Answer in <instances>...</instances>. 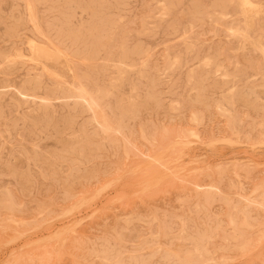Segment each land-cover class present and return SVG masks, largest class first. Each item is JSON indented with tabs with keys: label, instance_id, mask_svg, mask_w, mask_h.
Returning <instances> with one entry per match:
<instances>
[{
	"label": "rangeland",
	"instance_id": "obj_1",
	"mask_svg": "<svg viewBox=\"0 0 264 264\" xmlns=\"http://www.w3.org/2000/svg\"><path fill=\"white\" fill-rule=\"evenodd\" d=\"M244 1L0 0V264H264Z\"/></svg>",
	"mask_w": 264,
	"mask_h": 264
},
{
	"label": "bare ground",
	"instance_id": "obj_2",
	"mask_svg": "<svg viewBox=\"0 0 264 264\" xmlns=\"http://www.w3.org/2000/svg\"><path fill=\"white\" fill-rule=\"evenodd\" d=\"M244 1V0H243ZM245 2V4H246V1H244ZM249 3V2H248ZM30 40H28V42H29ZM34 41V40H33ZM36 43V42H35ZM33 44V43H32ZM38 44H36L35 46H37ZM39 45H41V44H39ZM34 45H31V48L30 49H32L33 50V52H40V54L41 53H44L46 56H48V57H55L54 55H52L50 52H51V49L50 50H47V49H44V48H36ZM39 47V46H38ZM40 49H42V50H40ZM49 49V48H48ZM50 51V52H49ZM31 52V51H30ZM40 54H38V55H40ZM53 54H54V52H53ZM44 55V56H45ZM60 55V54H59ZM32 56V55H31ZM34 57V56H33ZM40 57H41V55H40ZM46 58L47 60L49 59V58ZM38 58V57H37ZM31 59H33V58H31ZM36 58H34L33 59V61L35 60ZM45 60V59H44ZM82 87V86H81ZM111 88V87H110ZM98 92L99 93H101V95L102 96H105V92L103 91V89H101V88H99L98 89ZM36 96V95H35ZM89 96V100H90V107H97L99 104H98V102L94 99V97H92L91 95H88ZM87 96V97H88ZM32 97H34V96H32ZM39 98V97H38ZM33 99V98H32ZM43 100V99H42ZM44 100H46V99H44ZM48 100V99H47ZM95 121V120H94ZM103 126L104 127H107L106 129H109V128H111V126L106 122V121H104L103 122ZM116 132V131H115ZM79 137V136H78ZM88 140H89V138H88ZM260 142V141H259ZM213 143V142H212ZM214 145V144H213ZM160 149V148H159ZM173 149V148H172ZM158 150V149H157ZM156 150V151H157ZM175 153V152H174ZM173 154V153H172ZM160 155V154H159ZM150 156V155H149ZM155 158H156V156H154ZM157 157H158V155H157ZM154 158V159H155ZM159 158V157H158ZM178 158V157H177ZM176 158V159H177ZM154 159H151V160H154ZM160 159H161V155H160ZM156 160H157V158H156ZM147 161V160H146ZM158 161H159V159H158ZM148 162V161H147ZM154 162V161H153ZM190 162V161H189ZM150 164V163H149ZM164 164V163H163ZM143 165V164H142ZM145 165V164H144ZM168 165V164H167ZM157 166V165H156ZM156 166H154V167H156ZM140 168V167H139ZM145 168V167H144ZM159 168V167H158ZM150 169V168H149ZM144 170V169H143ZM151 170V169H150ZM155 170V169H154ZM145 171V170H144ZM163 171H166V170H163ZM179 171V170H178ZM159 172V171H158ZM177 172V171H176ZM169 173H171V172H169ZM153 175V174H152ZM157 175H159L158 173H157ZM156 175V176H157ZM161 175V174H160ZM165 175V174H164ZM154 177H156L155 175H153ZM167 176V175H166ZM169 176V175H168ZM170 176H172V175H170ZM154 177H151L152 179L154 178ZM158 177V176H157ZM163 177H165V176H163ZM168 178V177H167ZM160 179H162L163 180V178H160ZM159 179V180H160ZM165 179V178H164ZM151 180V179H150ZM154 180V179H153ZM156 183H157V180L155 179L154 180ZM153 181V182H154ZM151 182V181H150ZM153 182H151V184H153ZM147 186V185H146ZM147 189V188H146ZM144 190V189H143ZM81 205V204H80ZM78 207H80V206H78Z\"/></svg>",
	"mask_w": 264,
	"mask_h": 264
}]
</instances>
